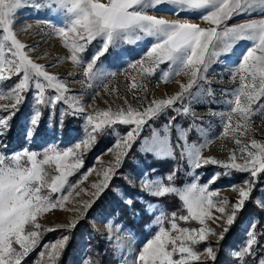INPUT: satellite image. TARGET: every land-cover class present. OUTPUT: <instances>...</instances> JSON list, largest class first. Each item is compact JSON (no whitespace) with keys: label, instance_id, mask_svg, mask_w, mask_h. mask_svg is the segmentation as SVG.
Returning a JSON list of instances; mask_svg holds the SVG:
<instances>
[{"label":"rangeland","instance_id":"374dc122","mask_svg":"<svg viewBox=\"0 0 264 264\" xmlns=\"http://www.w3.org/2000/svg\"><path fill=\"white\" fill-rule=\"evenodd\" d=\"M120 181L143 241L111 218ZM250 181L262 224L229 264H264V0H0V264L68 243L86 264L94 236L112 264H211ZM166 195L184 211L163 230L146 196Z\"/></svg>","mask_w":264,"mask_h":264},{"label":"trees","instance_id":"16d2710c","mask_svg":"<svg viewBox=\"0 0 264 264\" xmlns=\"http://www.w3.org/2000/svg\"><path fill=\"white\" fill-rule=\"evenodd\" d=\"M107 146L100 147L98 149V152H95L93 156L98 155L100 151L104 150ZM90 160L86 159L84 164L86 166H90ZM164 163V162H163ZM162 164V167H164V164ZM169 164H171L169 162ZM174 169L179 168V163L176 164H171ZM174 175H179V176H188L184 172L180 173H175ZM124 179V178H123ZM233 179V178H232ZM230 179V180H232ZM229 180V179H227ZM236 181V180H234ZM229 183L227 187H230L234 185L236 182ZM183 182L181 180H177L175 183L177 186L182 184ZM250 186L254 187L255 190L252 189V193L249 195L247 199L243 201V206L236 210V214L233 217V221L226 227V233L223 235V239H221L219 242L214 243L215 245V256L213 261H209L211 264H224L226 255L223 252V247L231 242L232 240H236L238 237L237 230L241 226V224L245 220H251L252 223H255L256 225L262 224V210L256 205L254 202V199L257 194V190L259 188V183L252 182L250 181ZM118 187L120 188L121 192L125 193L126 197L131 201L130 205H124L121 204L117 198H115L114 194H111V200L112 203L115 205V209L111 210V218L114 220L116 224L122 225L123 229L126 230V232L129 233L130 236H133L136 240L138 241H143L145 239V227L150 224L151 218L148 216V214L145 213V208L141 206L137 201L134 200L135 194H137L134 191H131L127 184L125 182L120 181L118 184ZM131 192V193H130ZM143 196V194H141ZM147 200L151 202L152 204H158L159 206H162V208L165 211L166 216L161 217L160 221V227L163 230H168L169 226L167 225L169 220L176 219L174 222L175 226H179L180 222L177 221V216L182 213L184 210V205L176 198V196H162L160 198H148L146 196ZM145 198V200H146ZM107 199V197H106ZM109 200V199H108ZM105 200L102 198L98 200V202L94 203V205L91 207L93 208V214H94V209H98L97 205H101ZM170 218V219H169ZM236 232V233H235ZM80 233H85L87 236L88 234L93 233L92 228L90 225H85L83 222H78L76 226L73 227L71 230V234L76 235ZM90 240L86 244V264H112L105 251H102V245L101 242L94 236L89 237ZM63 257L59 260L57 264H80L79 258L78 261L75 260L74 258V253L71 251V245L68 243L66 245L65 251L63 252Z\"/></svg>","mask_w":264,"mask_h":264}]
</instances>
